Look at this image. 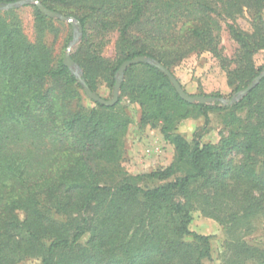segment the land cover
<instances>
[{
	"label": "trees",
	"instance_id": "16d2710c",
	"mask_svg": "<svg viewBox=\"0 0 264 264\" xmlns=\"http://www.w3.org/2000/svg\"><path fill=\"white\" fill-rule=\"evenodd\" d=\"M39 1L80 22L82 42L71 59L93 93L98 77L112 88L120 65L138 56L170 72L189 54L209 51L223 68L234 65L227 76L235 91L258 74L253 57L264 50V0ZM243 13L249 33L233 24ZM49 20L34 7L39 39L31 44L0 16V264H204L210 236L190 231L193 210L222 227L225 264H264V239L246 241L255 218H264V120L243 133L241 145L233 131L220 146L189 143L176 133L180 121L198 114L207 123L208 111L228 107L186 103L148 64L127 68L115 105L89 99L86 106L75 76L51 60L43 41ZM220 22L238 45L230 62L220 58ZM88 27L118 32L113 62L99 57ZM261 87L264 78L241 102ZM123 98L139 105L141 127L160 128L173 146L168 166L137 176L107 167L119 158L130 123ZM223 150H235L242 162L225 163Z\"/></svg>",
	"mask_w": 264,
	"mask_h": 264
},
{
	"label": "rangeland",
	"instance_id": "374dc122",
	"mask_svg": "<svg viewBox=\"0 0 264 264\" xmlns=\"http://www.w3.org/2000/svg\"><path fill=\"white\" fill-rule=\"evenodd\" d=\"M34 7L33 5H26L11 10H0V16L8 24L17 25L22 32L23 38L31 44L37 43L39 39L34 22ZM54 12L72 17L78 21L75 16L66 15L57 7ZM262 18L264 20V10L262 11ZM49 19L44 29L43 41L49 48L51 60L55 64L57 61L63 60L68 45L72 40L74 30L67 22L54 18ZM233 24L244 32L249 33L252 30L251 18L247 13L237 17ZM220 26L222 27L219 32L218 44L220 58L230 62L238 50V45L229 36L223 22H220ZM87 34L88 40L97 49L99 57L113 62L116 58L118 32L113 30L99 35L97 31L88 27ZM81 42L82 34L78 42L71 48V56L75 55L81 46ZM253 62L255 68L259 69L258 76L264 67V50L254 55ZM77 66L79 67L78 64ZM233 68L234 65L231 63L228 64L226 69L223 68L218 57H215L209 51L199 50L175 63L170 67V73L177 79L185 93L190 96L220 97L224 100H230L236 93L245 89L235 91L236 87L229 85L227 70H232ZM79 70L82 72L80 67ZM95 82V94L102 99L110 100L113 87L110 88L109 82L102 77H98ZM245 97L231 106H224L219 103L208 105L224 106L228 107V109L208 111L207 123L204 122V117L198 114L182 120L177 125L176 133L183 136L189 143L196 140L201 144L210 143L220 146L222 140L228 137L229 132L233 131L236 133V142L241 145L243 133L264 120V87L257 90L256 94L252 96L250 103L241 102ZM83 104L92 107L87 97L83 98ZM258 105H260V110H258ZM120 107L130 123L122 139L119 158L115 163L107 167L118 169L129 176H137L149 174L168 166L173 161L174 149L173 146L163 140L160 128L141 127L139 125L141 109L137 103H131L128 99L123 98ZM261 133L264 135V126H262ZM222 152L225 163L238 165L243 160L242 156L235 150H223ZM155 184L149 183L148 186ZM190 216L191 221L188 226L190 231L201 236H210L211 257L204 264H225L223 258L225 235L222 227L214 219L203 217L199 210H193ZM252 224L256 227V231L254 235L246 238V241L250 244L264 239V218L257 216ZM87 238L88 236H85L81 243H84ZM20 264H41V262L39 259L34 258L24 260Z\"/></svg>",
	"mask_w": 264,
	"mask_h": 264
},
{
	"label": "water",
	"instance_id": "95a60500",
	"mask_svg": "<svg viewBox=\"0 0 264 264\" xmlns=\"http://www.w3.org/2000/svg\"><path fill=\"white\" fill-rule=\"evenodd\" d=\"M26 5H33L37 8V10L40 13H42L46 17L59 19L60 21L67 22L72 27V30H74L73 37H72L70 44L68 45V48L62 60V63L64 64V66H66L69 69L71 74L75 76L76 80H78L77 82L82 86L86 97L104 106H113L118 102L121 83L124 78V73L128 67L132 65H137V64H148L149 66H154L155 68H157L164 76L168 78L169 82L175 89L179 98L190 105H201V104L210 105L214 103H219L224 106H231L235 102L245 97L248 93H250V91L264 78V67H263L261 73L256 78H254L244 90L236 93L230 100H224L220 97L190 96L187 93H185L181 85L178 83L177 79L173 77L172 74L169 72V70H167L163 65H161L159 62L151 58L149 59L148 57H145V56H138L131 60H126L120 65L119 69L117 70L115 74V83H114L113 90H112V98L110 100H105V99L100 98L99 96H97L95 93H93L90 90L85 80L82 78V74L79 70V67L71 59V55H70L71 48L78 42L82 34V31H83L80 22L75 20L72 17L63 16L57 12L49 10L43 4H41V2H39L38 0H18L14 3L0 2V10H11V9H15V8L26 6Z\"/></svg>",
	"mask_w": 264,
	"mask_h": 264
}]
</instances>
